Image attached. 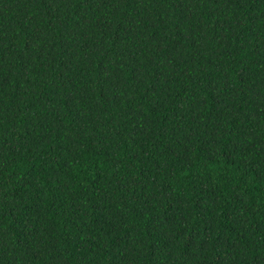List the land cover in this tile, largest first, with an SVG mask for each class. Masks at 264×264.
I'll use <instances>...</instances> for the list:
<instances>
[{
    "label": "trees",
    "instance_id": "obj_1",
    "mask_svg": "<svg viewBox=\"0 0 264 264\" xmlns=\"http://www.w3.org/2000/svg\"><path fill=\"white\" fill-rule=\"evenodd\" d=\"M0 264H264V0H0Z\"/></svg>",
    "mask_w": 264,
    "mask_h": 264
}]
</instances>
